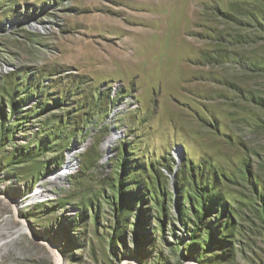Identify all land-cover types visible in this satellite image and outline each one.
<instances>
[{"label":"rangeland","instance_id":"obj_1","mask_svg":"<svg viewBox=\"0 0 264 264\" xmlns=\"http://www.w3.org/2000/svg\"><path fill=\"white\" fill-rule=\"evenodd\" d=\"M2 224L0 264H264V0H0Z\"/></svg>","mask_w":264,"mask_h":264},{"label":"bare ground","instance_id":"obj_2","mask_svg":"<svg viewBox=\"0 0 264 264\" xmlns=\"http://www.w3.org/2000/svg\"><path fill=\"white\" fill-rule=\"evenodd\" d=\"M150 25V24H149ZM149 27H148V29H146L147 31H149ZM155 30V29H154ZM157 30V29H156ZM159 30V29H158ZM160 31V30H159ZM179 40L180 41H182V42H184V43H186L187 42V40L184 38V37H182V36H180L179 37ZM187 45V44H186ZM184 47H185V45H184ZM185 54V53H184ZM185 56V55H184ZM111 57V56H110ZM187 57V56H186ZM117 58V57H116ZM114 60H116L115 58H114ZM119 60V58H117V60L116 61H118ZM135 60V59H134ZM123 62H126V60L125 61H123ZM129 62V61H128ZM181 64V63H180ZM109 142V141H108ZM108 142H106L105 144H104V146L106 147L107 146V144H108ZM104 147V148H105ZM75 165V154H74V152H71L70 154H69V159L68 160H66L65 161V168L63 169V171L61 172V173H57V174H55V175H53V176H51L50 178H53V177H55V178H63L64 177V175L66 174V171L65 170H68V169H70V168H72L73 166ZM58 180V179H57ZM54 181H56V179H54ZM48 189V188H47ZM36 192L38 193V194H40V192H41V189L38 187V188H36ZM37 194V195H38ZM9 220V218L7 217V221ZM4 224V223H3ZM0 225V236H1V234L4 232V233H8L7 231H6V228L4 227V225ZM24 231H29V228L27 227V224L25 223V222H22L21 223V225L17 228V229H15L13 232H11V233H8V235H7V239L5 240L6 242H12L14 239H16L19 235H21L22 233H24ZM12 234H14V236H16L14 239H12L13 237H12ZM5 241H3V239H1L0 238V247L3 245V243L5 242ZM14 242V241H13Z\"/></svg>","mask_w":264,"mask_h":264}]
</instances>
